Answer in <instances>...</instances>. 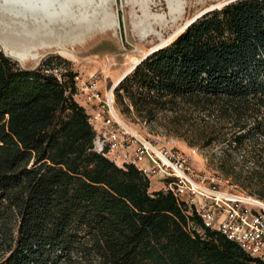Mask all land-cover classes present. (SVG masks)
Returning a JSON list of instances; mask_svg holds the SVG:
<instances>
[{
    "label": "trees",
    "instance_id": "obj_1",
    "mask_svg": "<svg viewBox=\"0 0 264 264\" xmlns=\"http://www.w3.org/2000/svg\"><path fill=\"white\" fill-rule=\"evenodd\" d=\"M50 60L22 68L0 50V264H264L98 153L74 72ZM120 82L137 110L192 107L221 170L264 201V0L211 10Z\"/></svg>",
    "mask_w": 264,
    "mask_h": 264
},
{
    "label": "rangeland",
    "instance_id": "obj_2",
    "mask_svg": "<svg viewBox=\"0 0 264 264\" xmlns=\"http://www.w3.org/2000/svg\"><path fill=\"white\" fill-rule=\"evenodd\" d=\"M121 1L123 4L122 11L118 15L117 11L121 8ZM121 1L108 0V13L110 18L115 19V21H117L116 16L120 17L125 26L119 28L116 25L114 30L108 31L98 30V32L91 33L75 44L67 42V45L64 44L65 48L73 53L72 56H63L59 52L58 46L52 45L40 48V53L34 59L28 58L24 61L16 59L5 49V45L11 42L5 25H2L0 29V50L22 68L36 69L43 61L50 58L48 65L52 68L51 71L59 77L69 70L74 72L76 84L86 81L89 75L96 73L97 87L101 98L104 100L106 96L109 97L110 91L117 86L115 84L118 78L131 71L128 67L131 56H136L139 62L143 61L144 59L140 57L143 53L141 51H147L151 46L160 42L163 37H168L178 27L184 25L195 14L222 0H187V8L182 17L177 21L166 20L161 26L154 24L157 34H152L147 38L142 37L143 31L135 26V23H139L141 19L145 18L141 7L137 4L140 0ZM150 11L168 12L167 4L162 7L153 6ZM2 18L10 22L9 17ZM144 25L146 26L147 23H144ZM114 98L116 99V110L120 122L130 131L134 130L138 134L140 133L149 139L152 138L160 142V144L190 153L194 159L196 169L203 175L215 176V174H220L229 179L231 183L237 184V189L252 193L256 192L255 185L248 184L243 178H236L234 175L229 176L221 170L219 157L222 154V146L216 143L212 146H204L202 139L198 137L196 127L198 117L192 107L184 105L183 107L186 108L183 111L158 110L157 108H154L153 113L140 111L137 110L134 99L120 85L114 90ZM75 99L88 112L92 111V107L97 108L98 105V112L102 114L101 121H99L100 134L107 131L112 125L113 127L117 126L116 123H103L105 120H112L111 115L103 106V101L88 104L80 89H78V85ZM236 157L239 159V156ZM154 189L162 190V184L157 180L151 181L150 190Z\"/></svg>",
    "mask_w": 264,
    "mask_h": 264
},
{
    "label": "built area",
    "instance_id": "obj_3",
    "mask_svg": "<svg viewBox=\"0 0 264 264\" xmlns=\"http://www.w3.org/2000/svg\"><path fill=\"white\" fill-rule=\"evenodd\" d=\"M76 85L88 104L103 101L112 119L103 123L118 126L112 125L100 134L102 114L98 112V105L92 107L91 112L86 111L96 131L93 147L98 153H103L118 166H136L150 182L161 183L162 190L171 192L190 213L196 212L204 227L237 242L246 254L264 259L263 200L237 189L220 174L203 175L196 169L190 153L127 129L117 117L114 96L113 99L101 98L96 73Z\"/></svg>",
    "mask_w": 264,
    "mask_h": 264
},
{
    "label": "bare ground",
    "instance_id": "obj_4",
    "mask_svg": "<svg viewBox=\"0 0 264 264\" xmlns=\"http://www.w3.org/2000/svg\"><path fill=\"white\" fill-rule=\"evenodd\" d=\"M56 0H49L44 4L46 8L53 6ZM234 0H222L217 3L212 4L209 8L198 12L194 15L193 18H190L184 25L178 27L171 35L168 37H163L160 42L154 44L147 51L143 52L140 57L145 58L150 52L158 51L163 48V46L168 45L170 42L175 40L180 33L184 32V30L199 16H202L205 12H209L210 9H221L227 3L233 2ZM92 2V1H91ZM102 2V3H101ZM101 2L93 3V9H95V14L87 17L89 15H84L82 19H78L74 17L75 20H66V25L62 26L61 23H51L46 22L44 20H19L20 22L16 23L14 27L8 32L10 37V44L5 45V49L16 59L26 60L28 58H35L38 56L39 49L47 46H58L59 52L63 56H72L73 53L65 48L67 42H71L75 44L78 41H82L86 36L91 33L94 34L99 31H108L114 30L117 22L115 19L110 18V14L108 13L109 2L108 0H101ZM168 3V12H151L150 8L159 7L165 5L164 0H140L137 4L141 7L143 11L144 19H141L139 23H135L136 27H139L143 31V33L147 36L150 34V30L156 33V29L153 26L154 24L162 25L166 20L177 21L180 17H182V13L185 12L187 8V0H167ZM37 4H35L36 6ZM50 5V6H49ZM45 8V9H46ZM43 9V8H42ZM99 9V10H98ZM1 10V6H0ZM49 11V9H46ZM54 11V10H50ZM43 16L41 19H43ZM56 21V20H55ZM54 21V22H55ZM58 21V20H57ZM53 22V20H52ZM144 23L147 25L145 26ZM62 28H60V26ZM65 44V45H64ZM60 54V55H61ZM75 58V57H74ZM139 63V59L136 56H131L129 59L128 67H130L131 71L127 74L131 73L132 70L135 69L136 64ZM124 74L118 78L115 86L119 85L123 78L127 76ZM116 86V87H117ZM115 88H111L112 90L108 94L109 97L113 99ZM117 117L120 121L119 114L116 112ZM128 129V128H127ZM138 134L136 131H131Z\"/></svg>",
    "mask_w": 264,
    "mask_h": 264
},
{
    "label": "water",
    "instance_id": "obj_5",
    "mask_svg": "<svg viewBox=\"0 0 264 264\" xmlns=\"http://www.w3.org/2000/svg\"><path fill=\"white\" fill-rule=\"evenodd\" d=\"M47 1H49V0H0V6H1L0 29H1L2 25H5L7 28L6 32H10L11 29L14 27V25L16 23L20 22L19 20H23V21L24 20H31V21L32 20L33 21L34 20H37V21L44 20L46 22H51V23H57V24L61 23L62 26H64V25H66V22H65L66 20H69V19H70V21L72 19L75 20L74 17H76L78 19H82L83 17H85L84 16L85 14L89 15L87 17H90L91 15L93 17L96 10L93 9L92 2L93 3L101 2V0H56L54 2L55 7L49 5L50 7L46 8V6H44L43 3L47 2ZM164 1L167 4V8H168L167 0H164ZM234 1H236V0H234ZM35 4H37V5L35 6ZM122 6H123V4L121 1V8L117 11L118 15H120V12L122 11ZM45 8L49 9V11H47ZM50 10H54V11H50ZM211 10H213V9H210V11ZM168 11H169V9H168ZM206 13H208V12H205L204 14H206ZM204 14H202V16ZM43 16H45V17L43 19H41ZM202 16H199L198 18H200ZM2 17H9L10 22L4 20ZM116 18H117V21H116L117 26L119 28L125 26L122 23V20H120V17L116 16ZM198 18H196L194 21H196ZM52 20H53V22H52ZM194 21L191 22L190 24L194 23ZM62 26H60V28H62ZM152 34H157V32L155 33V32H153V30H150V34H147V36H146L143 33L142 37L147 38L148 36H150ZM153 52L154 51L150 52L148 55H150ZM147 56L145 58H147ZM145 58H143V59H145Z\"/></svg>",
    "mask_w": 264,
    "mask_h": 264
},
{
    "label": "crops",
    "instance_id": "obj_6",
    "mask_svg": "<svg viewBox=\"0 0 264 264\" xmlns=\"http://www.w3.org/2000/svg\"><path fill=\"white\" fill-rule=\"evenodd\" d=\"M154 190H157V189H154Z\"/></svg>",
    "mask_w": 264,
    "mask_h": 264
}]
</instances>
